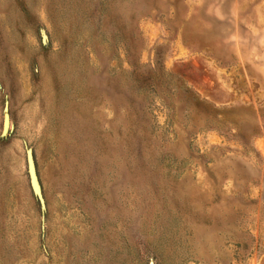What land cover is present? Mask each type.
Returning <instances> with one entry per match:
<instances>
[{"label": "rangeland", "instance_id": "rangeland-1", "mask_svg": "<svg viewBox=\"0 0 264 264\" xmlns=\"http://www.w3.org/2000/svg\"><path fill=\"white\" fill-rule=\"evenodd\" d=\"M0 264H264V0H0Z\"/></svg>", "mask_w": 264, "mask_h": 264}, {"label": "water", "instance_id": "water-1", "mask_svg": "<svg viewBox=\"0 0 264 264\" xmlns=\"http://www.w3.org/2000/svg\"><path fill=\"white\" fill-rule=\"evenodd\" d=\"M30 167H31V177H32V182L34 187L38 190V183H37V178L34 172V167H33V163L32 160L30 159Z\"/></svg>", "mask_w": 264, "mask_h": 264}]
</instances>
